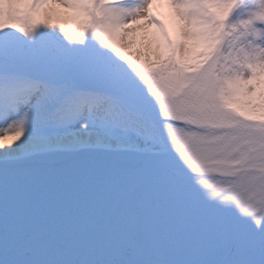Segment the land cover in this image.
Returning a JSON list of instances; mask_svg holds the SVG:
<instances>
[{"label":"snow or ice","instance_id":"1","mask_svg":"<svg viewBox=\"0 0 264 264\" xmlns=\"http://www.w3.org/2000/svg\"><path fill=\"white\" fill-rule=\"evenodd\" d=\"M168 2L0 0V264H264V0Z\"/></svg>","mask_w":264,"mask_h":264},{"label":"bare ground","instance_id":"2","mask_svg":"<svg viewBox=\"0 0 264 264\" xmlns=\"http://www.w3.org/2000/svg\"><path fill=\"white\" fill-rule=\"evenodd\" d=\"M153 12L155 11V15L159 16L162 20L165 21L166 24L169 25L170 29H173L177 21V17L175 14V9L169 4L168 0H155V4L152 8ZM142 15L146 16L147 13L144 12ZM57 22L59 23H69L66 19H63L61 17L55 18ZM145 27L148 29V31H145L144 29H135L131 32L133 33V36H131L128 29H124V38L127 41L129 38L132 40V44H125L129 48H131V45H134L136 43H144L147 44L151 43L153 40V36L150 34L152 30H154L155 26L151 24L150 22L145 25Z\"/></svg>","mask_w":264,"mask_h":264},{"label":"rangeland","instance_id":"3","mask_svg":"<svg viewBox=\"0 0 264 264\" xmlns=\"http://www.w3.org/2000/svg\"><path fill=\"white\" fill-rule=\"evenodd\" d=\"M64 25H65V27H69V28L74 27V24H72V23H64ZM130 34H131V36H133L132 32H130ZM173 36L175 37V33H173ZM121 41H122V44H123L124 41H126L125 38H124V35L121 37ZM146 45H147L146 42H144V43H136L134 45H131V48H129L128 46L123 44V46L125 47V50L129 51V52H132L135 48L144 47Z\"/></svg>","mask_w":264,"mask_h":264}]
</instances>
